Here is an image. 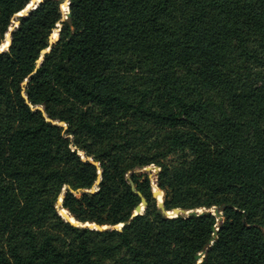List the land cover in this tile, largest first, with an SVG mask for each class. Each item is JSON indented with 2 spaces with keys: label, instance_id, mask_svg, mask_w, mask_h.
Wrapping results in <instances>:
<instances>
[{
  "label": "trees",
  "instance_id": "1",
  "mask_svg": "<svg viewBox=\"0 0 264 264\" xmlns=\"http://www.w3.org/2000/svg\"><path fill=\"white\" fill-rule=\"evenodd\" d=\"M62 1L0 0V264H264V0Z\"/></svg>",
  "mask_w": 264,
  "mask_h": 264
},
{
  "label": "water",
  "instance_id": "2",
  "mask_svg": "<svg viewBox=\"0 0 264 264\" xmlns=\"http://www.w3.org/2000/svg\"><path fill=\"white\" fill-rule=\"evenodd\" d=\"M39 1H41V0H30L29 4L26 5L21 11H19V13H16L15 16H19V15L25 14L26 11H27V9H28L29 7H34V5H35L37 2H39ZM66 7H67V1H66ZM64 15H65V17H66V16L68 15V13L66 12ZM15 23H17V22H14V24H15ZM10 29H11V26L8 27V29H7V31H6L7 34L5 33V35H6V43H5V45H4L3 47H5V46L8 44V42H9V33H10ZM54 38H55V37H54ZM54 38H50V37H49V40L54 39ZM3 47H1L0 49H2ZM47 49H48V46H47L45 49H42V50L40 51V54H39L38 58H37L36 61H35V65H34V67L37 65L38 61H39L40 59L43 58V52H44L45 50H47ZM144 168H145V169H146V168H149V166L146 165V166H144ZM96 182H97V179L95 180V183H96ZM82 189H83V188L78 187V188H76V192H78V191H80V190H82ZM95 189H96V188H89V190H91V191H93V190H95ZM156 191H160V193H161V190H160V189H158V190H153V189L151 188V195H152L154 198H156V196H155ZM137 194L139 195V202L136 203V204L134 205L130 217H131L132 215L136 214V213L141 212V211L143 210V207H144L145 204H146V201H145L144 197H143L138 191H137ZM62 196H63V192L60 191V192L57 194V198H56V200H55V207H56L57 210L59 211L60 215H62L65 219H67L68 221H70V222L73 223V224H77L78 222L75 221L71 216H69V214L67 213V211H66L65 209H64L63 212H60V210L63 209V208L60 207V202H61V198H62ZM156 206L158 207L159 211H160L162 214L167 215V216H169V215L173 216V215H177V214H179V215H182V214L187 215V214L194 213V212H198V213H201V212H202V210H197V209H187V210H185V209H183V208H181V207H177V206L172 207L170 210H166V209H164V207H163V204H162V198H160L159 200L156 198ZM211 212H212L213 214H217V208L214 207V208L212 209ZM130 217H129V218H130ZM126 221H127V220H126ZM120 224H121V223H119V224H113V225H111V227H118ZM82 225H89V224H87L86 222H84ZM91 225H93V224H91ZM93 227L104 228V227H106V226H105V225H104V226L95 225V226H93ZM203 252H204V250L202 249V250H200V251H198L197 253L194 254V258L196 259V262H199V261H200V257L203 255Z\"/></svg>",
  "mask_w": 264,
  "mask_h": 264
},
{
  "label": "rangeland",
  "instance_id": "3",
  "mask_svg": "<svg viewBox=\"0 0 264 264\" xmlns=\"http://www.w3.org/2000/svg\"><path fill=\"white\" fill-rule=\"evenodd\" d=\"M66 1L67 0H63L62 1V3L60 4V9L62 10V11H65L66 9H67V7H66ZM61 5H63V7L61 6ZM10 27V26H9ZM56 36V32H55V35L54 36H51L50 35V38H54ZM5 38H6V35H5ZM1 45V44H0ZM1 47H3V46H1ZM0 47V48H1ZM40 54V53H39ZM59 124H63V122L62 121H60L59 122ZM79 153H80V155H81V157H83L84 158V156H83V154H82V152L81 151H78ZM96 162V161H95ZM147 166H149V168H144V166L143 167H140V168H135V170H143V171H147V173H148V177H149V180H150V185H151V188L154 190V188H153V184H152V182L155 184V182H154V175H155V172H156V170L158 169V166L156 165V164H154V163H150V164H147ZM148 170H149V172H148ZM95 183V182H94ZM156 185V184H155ZM157 186V185H156ZM90 188H96V186H95V184H93ZM158 188V187H157ZM155 195H156V193H155ZM156 198L159 200V198L156 196ZM156 198H155V200H156ZM160 198H162V191H161V195H160ZM197 210H205L206 208H196ZM211 211H212V209L213 208H209ZM59 212V211H58ZM70 216V215H69ZM87 223V222H86ZM87 224H89V226H95V225H97V224H95V223H87ZM91 224H93V225H91ZM100 226H104V225H100ZM106 226V225H105Z\"/></svg>",
  "mask_w": 264,
  "mask_h": 264
},
{
  "label": "bare ground",
  "instance_id": "4",
  "mask_svg": "<svg viewBox=\"0 0 264 264\" xmlns=\"http://www.w3.org/2000/svg\"><path fill=\"white\" fill-rule=\"evenodd\" d=\"M61 6L63 7V5H61ZM51 36H54V33ZM5 40H6V38H5ZM152 184H153L154 190H158L157 186L153 182H152ZM160 195H161L160 191H156V195L155 196H157L160 199Z\"/></svg>",
  "mask_w": 264,
  "mask_h": 264
}]
</instances>
